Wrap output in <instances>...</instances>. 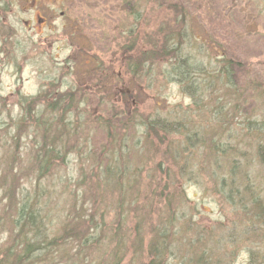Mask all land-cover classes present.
I'll use <instances>...</instances> for the list:
<instances>
[{
	"label": "rangeland",
	"instance_id": "obj_1",
	"mask_svg": "<svg viewBox=\"0 0 264 264\" xmlns=\"http://www.w3.org/2000/svg\"><path fill=\"white\" fill-rule=\"evenodd\" d=\"M145 1L147 0H140L142 5L143 2L145 4L144 8H140V15L143 18L147 16L149 24L155 26L156 15L161 18L162 14L160 9L154 10L158 2ZM125 2L0 0V173L7 166L6 179H0V212L1 209H6L5 215L0 217V250L11 244L10 236L16 235L13 232L15 229H11L9 218V213L13 215L16 196H20L21 190H32L40 183V186L45 188L40 201L45 203L41 220L46 239H60L62 228L68 223L67 219L74 217L72 206L80 213L81 218L78 220L83 219V223H77V228L86 230L85 233L96 240L97 246L96 250L82 249L79 252L77 239H60L50 248L49 259L43 264H78L80 260L82 264L85 261V264H94L97 263V258L110 261L112 249H115L116 244L113 243L117 236L115 229L118 230V236L124 238L121 239L124 243L116 246V249L128 250H123L125 260L120 263L138 264L136 252H132L139 247L133 241L135 231L143 236L151 235V226L159 224L161 219L166 220L163 219L166 208L162 199L156 197L150 200L143 195L148 184V174L155 170V161L160 159V156H153L152 148L145 144L146 141L153 142L154 137L145 138L146 134L138 122L147 116H159L167 121L173 118L178 120L177 122L190 117L192 121L188 132L195 135L191 141L176 134L170 136L167 144H162L163 148L174 146L181 149L176 158H182L169 169L170 177L174 179L166 181L163 177L166 171L164 161V169L161 170V167L154 173L161 176L159 183L161 186L167 185V192L172 193L175 190L174 205L169 208V215L173 220L167 222L171 233L167 237L168 254L164 256L163 264H185L203 251L208 260H212L211 264H247L252 251H255L260 259L264 256V232L258 231L260 221L254 214L248 215L247 218L244 216L245 209L251 207L249 199L254 196L253 190L262 200L264 198V164L258 153V146L264 144V137L260 140L253 139V133L251 132L250 136L249 131L245 129V121L249 119L258 123L262 120L264 129V11L261 10L259 0H159L163 6L172 2L183 3L187 14L194 12L195 19L191 23L188 22V25L193 23L194 33L203 39L201 49L208 48L206 43L214 41L215 47L209 45L208 48V51H212L210 57L213 58L216 53L232 60L230 79L224 86L234 87L232 90L239 92L240 97L243 92L252 97L241 107L240 112L236 109L235 115L230 117H227L224 109H220L218 105L215 111L209 110L210 104L208 105V101L203 97H200L198 104L193 105L177 83L162 74L156 75V71L151 77L141 76L137 80H132L126 74L117 59L116 50L118 45L123 43L124 38L119 33L128 28L135 0ZM150 8V12H155L145 15ZM190 50L196 52L197 49L195 47ZM93 53L98 57L97 61L99 59L104 63V67L123 76L120 90L125 95L132 94L126 104L108 97L107 103L98 105L94 98L88 99L84 107L78 105L86 111L84 113L93 114V118L95 115L100 118L99 113L102 112L103 119L111 123L105 124L107 129L112 128L113 135H108L101 127L89 124L88 149L84 145V135L77 134V141H74L76 144L72 147L73 153H68L62 162H56L44 178L37 179L30 176L31 174L28 176L26 171L21 170L27 164L25 152L36 150L38 146V136H32L33 127L30 124L33 123L34 117L38 116L41 105L35 102L31 115L26 116L23 126L27 131H20L16 147V141L12 142L10 137L15 134L16 123L24 113L20 103L38 97L42 89H48L49 92L69 89L82 77L83 71L90 68V62L86 61ZM91 65H94V61ZM70 66H73L72 69H69ZM218 87L216 96L220 104L223 107L227 103L233 105L231 93L227 91V94H224L225 88L220 84ZM110 102L116 107L111 106ZM110 111L113 116L109 115ZM121 124L127 127L119 129ZM123 142L124 147L120 155L123 156L121 159L118 157L117 163L121 168L125 162L129 168H123L128 170L121 177L122 180L117 181V175L111 179L105 178L103 172L100 175L101 185L99 184L95 191L97 196L88 197L90 193L86 194L85 188L88 185L94 188L98 178L92 170L93 164L96 165V157L99 162L101 160L99 170L103 171L110 157L115 156ZM214 144H218L220 150L222 148V151L216 153L221 158L219 166L213 164L212 160L211 149ZM233 148L240 153L231 156L234 160L228 158L226 161L230 164L234 161L235 167L239 165L235 175L238 188L234 198L228 201L216 191L215 184L220 183L221 179H229L226 175V163L224 167L219 154L223 151L228 153ZM150 149L151 161L147 155ZM101 151L103 155L110 153L106 160L98 154ZM13 156L15 159L11 163ZM79 160L83 162L80 163ZM115 164L111 162L110 166ZM15 170L17 180L13 175ZM96 173L99 174V171ZM93 176L95 178H92ZM76 180L80 182L77 184ZM8 182L18 183L16 185ZM248 184L253 189L245 190V195L244 187ZM40 186L39 190L42 191ZM118 187H123L125 191ZM133 187L140 188L137 204L140 203V209H144L143 211L135 212L126 206L129 204L127 198ZM10 195H13L11 201ZM120 195L126 196L127 199L121 212L118 208ZM241 196L247 197V208L241 207ZM262 203L264 205V201ZM140 217L148 219L139 222ZM136 223L137 230L134 226ZM125 226L133 228V234L126 230ZM15 238L16 236L12 238L13 242ZM145 244L146 237L142 247ZM84 252H88L90 256H83Z\"/></svg>",
	"mask_w": 264,
	"mask_h": 264
},
{
	"label": "trees",
	"instance_id": "obj_2",
	"mask_svg": "<svg viewBox=\"0 0 264 264\" xmlns=\"http://www.w3.org/2000/svg\"><path fill=\"white\" fill-rule=\"evenodd\" d=\"M148 1L149 0L145 1V3ZM151 1L153 3L158 2V5L154 10L156 11L160 9L162 13L161 18H159L158 14L156 15L154 20L155 26L149 24L147 16L143 18L140 15V8H144V2L142 5L140 0H135L134 7L132 8L131 12L132 18H130L129 20L131 21L128 22V28L119 33L121 37L124 38V40L122 45L117 44V59L119 60L120 65L124 68L126 74H128L132 80H137V78L141 76L151 77L156 71V75L162 74V76L169 77L171 81L177 83L180 90L184 92L185 95H187L186 97L192 101L193 105L195 103L198 104L200 97H203L206 101H208V105L210 104L209 110L211 111H215L216 105H218L220 109H224V113L227 117L234 116L236 109L238 112H240L241 107L245 106L246 103H248L247 101L251 99L252 96L243 92L240 97L239 92L232 90L234 87L231 88V85L230 87L224 86V84L230 79L229 77L232 72V60L230 58H226V56L216 53L213 54V58L210 57V55H212V51H208V48L209 45L211 47L214 46V41L210 42L209 44L206 43L208 48L205 47L204 50L201 49L203 39L194 33V28L192 27L193 23L188 25L193 21V19H195L193 17L195 16L193 14L194 12L187 14L183 6L184 4L180 2H172L163 6L159 0ZM122 3H126L125 0H122ZM259 3L261 4V10L264 11V0H259ZM139 4H141L143 7H137ZM151 8L145 13V15H152L155 12H150ZM192 42L195 44H192ZM199 42H201L200 45ZM195 47L197 49L196 52H192L190 48L194 49ZM97 58L95 53H93V56L87 59L86 63L90 62V68L84 70L82 77L79 80L77 79L75 83L69 87V89L64 91H62V89H56L50 92L48 89H42L39 91L38 97H34L30 101L25 99L26 101L20 103V106L22 107L21 109L24 111V113L21 115V117H19V120L16 123L15 134L10 137L12 142L16 141V147H18V137L21 135L20 131H27L24 130L25 126H23L26 116L31 115L35 106V102L41 105V110L38 116H35L33 123L30 124V126L33 127V130H31L32 136H34V134L38 136V140H36L38 146L36 150L25 152L27 164L21 170L22 172L26 171L28 176L31 174L30 176L37 179L44 178L56 162H62L68 153H73L72 147L76 144L74 141H77V134H80L79 136L84 135V145L88 149L89 140L87 137V132L89 124H93L94 127H101L108 135H113L111 132L112 128L109 127L107 129V125L105 124L109 123L111 125V123L103 119L102 112L99 113L100 118L96 117V115L93 118V114L84 113L86 111L79 107H84L85 104L87 105L88 99L94 100V98L96 99L95 101H97L98 105L107 103L106 98L108 97H112L117 101L119 100L121 104H126L128 103V98L132 96L131 93L125 95L124 92L120 90V84L122 83L123 76H119L117 73H113L114 71H111V69L104 67V63L100 62L99 59L97 61ZM92 61H94L93 66L91 65ZM72 67L73 66H70L69 69H72ZM50 84L53 83L50 82ZM219 84L221 87L223 86L225 88L224 94H227V91H229L228 93H231L234 101L233 105L227 103L223 107L220 104L216 96V91L219 88ZM248 88L250 87L248 86ZM252 90L254 95V88H252ZM110 103L111 106L116 107L113 102ZM110 112L111 113H109V115L111 114L113 116L112 111ZM114 116L116 117L117 115L114 114ZM168 118L170 117L168 116ZM98 119L99 121H96ZM132 120L133 116L130 118V124ZM135 121L137 122L138 120ZM170 121L163 120L159 116H147L138 122L139 126L146 134L145 138L148 139L154 137L153 142L146 141L145 144L152 148V154L154 153L153 156H155V154H159L160 156V159L155 161V170L148 174V184L147 188H144L145 192L143 195L150 200H153L156 197L162 199V201L165 203L164 207L166 208V213H164L165 218H163L166 220L164 221L161 219L159 224L152 225L151 228L153 231L151 235L143 236L139 232L135 231V237H133V241H135L139 247L136 248L137 250L132 252H136L135 255L139 259L138 264H163V262H165L164 256L168 254L169 244L167 237L171 235V233H169V229L167 228V222L173 220V218L169 215L171 213L169 212V208L174 205L173 194L175 193V190H173L172 193L167 192V185L161 186L159 183L161 176H157L154 173L156 170H160L162 167V162L164 161L163 164L166 165L164 166L166 167V171H164L165 175L163 177L166 181L174 179L170 177L169 169L171 166L176 165L177 161L182 157L179 159L176 158V155L181 152L180 148H176L174 146L163 148L162 144L165 142L167 144V141L171 135H182L189 141L195 137L192 132H188V127L192 121L190 117H186L185 120L181 119L180 122H177L178 120H173V118H170ZM94 122L98 123L96 124L98 126H96ZM245 123V129L249 131L248 134L250 136H252L253 133V139L257 138L260 140L264 137L262 120L258 123L254 119H249L246 120ZM126 127V125L122 126L121 124L119 129L122 128L123 130ZM161 135L163 136L160 137ZM200 139L202 141L201 137ZM32 141L33 140L31 139V142ZM213 146L214 148L211 149L213 152V164L219 166V161L221 158L217 156L216 153L222 151V148L220 150V146L218 144H214ZM123 147L124 142L122 143L120 150L115 152V156L110 157V161L107 162L103 171L99 170L101 160L99 162V159L96 157V165L93 164L92 170H94L95 175L98 178L95 180L94 188L91 185H88V187L85 188V193H90L88 194V197L97 196L95 191L101 182V173L104 172L105 178L108 177V179H111L114 177V175H117L119 178L116 180H122L121 177H123L125 172L128 170L123 169L124 167H128L127 163L124 162L121 168L117 163L118 157L121 159L123 156H120ZM161 147L163 149H161ZM150 151L151 149L147 155H149V160L151 161L152 158L150 156ZM223 152H221L219 155L222 157V163L224 167L226 163V169L228 170L226 175L229 176V179H221L220 183L215 184V189H217L216 191L221 196H224L228 201H230L234 198L235 192L238 188L235 175L239 165L235 167L233 164L235 163L234 161L232 164H230L226 160L231 158L233 154L240 152L234 148L232 151H228V153L225 151ZM258 153L260 157H262V163L264 164V144L258 146ZM98 154L101 155L104 160H106V157L110 155V153L103 155L102 151ZM14 159L15 157L13 156L10 159V162L13 163ZM232 160H234V158ZM88 161L90 160L88 159ZM79 162L82 163L83 161L79 160ZM111 162L116 164L111 167ZM6 167L7 166H5V168ZM4 169H2V173H0V179L2 181H4V179L7 177V168L5 170ZM162 169L164 168L162 167L161 170ZM98 171L99 174L96 173ZM13 175L17 180L18 177L16 176V170ZM92 178H95V176ZM79 182L80 180H76L75 183L78 184ZM8 183L13 184L16 182ZM39 186L40 183H38L36 188L33 187L32 190L27 188L25 191L21 190L20 196H16V205L12 211L13 215H10L9 213L11 229H15L13 232L16 234L14 235L16 238L13 242L12 238H14V236H10L11 244L4 250H0V264H43L44 261L49 259L48 257L50 256V248L55 246L60 239L67 241L68 238L71 239L72 237L77 239L79 242V252L82 249L91 251L96 250V240L92 239L90 235H87L85 233L86 230L83 231L81 228H77V223H83V219L78 220L81 218L80 213L76 212L72 206L71 209L75 213L74 217L72 216V219H67L68 223L66 222L67 225L62 228L63 233L61 234L60 239H46V231L42 226L41 220L42 210L45 206V203L40 201L41 195L44 196L43 191L45 188L40 186L42 190L40 191ZM248 188L253 189L251 185H246L244 187L245 195V190ZM118 189L125 191L123 187H118ZM131 190L132 191L129 192L130 196L127 198L129 202V204H126L127 208L129 210H134L135 212L143 211L144 209H140V203L137 204L138 197L140 196L139 193H141L140 188L137 187ZM120 192L121 191H119V193ZM253 192L254 196H251L249 199L251 207L250 209H245L244 216L247 218L248 215L254 214V216L258 217L257 219L260 221L258 231L260 230L264 232V205L262 203L264 198L262 200L256 191L253 190ZM73 194L78 197L76 193ZM12 197L13 195H10V201ZM125 198L126 196H119L118 200H120V203H118V208L120 209V212L123 210V203L127 201ZM247 201V197L244 198L241 196V207L247 208L245 206ZM75 202L76 200L74 199L73 203ZM5 212V208L1 209L0 217L5 215ZM128 213L129 211L127 214ZM147 219L148 217H140V220L138 221L144 222ZM134 226L137 230L138 224L136 223ZM125 229L133 234V228L125 226ZM115 233L117 236L113 239V243L116 244L115 249H112L111 252V260H100V258H97V263L94 264H121L125 260L124 251L126 252L128 250L123 249V251L120 249L122 250V254H120V250L116 249V246L119 247V244L124 243L121 240L124 238H120L118 236V230L116 229ZM145 237L147 238V244H145L143 248L142 242L144 241ZM108 245H111L110 241H108ZM112 247L114 248L113 245ZM84 254L88 257L90 256L88 252H84L83 256ZM205 254L206 253L204 251L201 254H195L196 256H194L190 262H185V264H211L212 260H208ZM71 263L74 264V262ZM78 264H82L81 260ZM88 264H92V262H89ZM247 264H264V256L259 259V256L256 254V252L252 251L249 254V260L247 261Z\"/></svg>",
	"mask_w": 264,
	"mask_h": 264
}]
</instances>
